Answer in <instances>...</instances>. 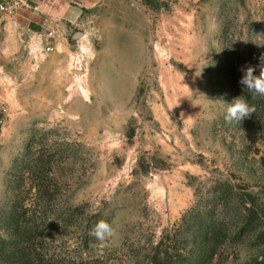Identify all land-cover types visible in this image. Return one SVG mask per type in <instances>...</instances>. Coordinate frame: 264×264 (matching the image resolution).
Here are the masks:
<instances>
[{
  "label": "rangeland",
  "instance_id": "rangeland-1",
  "mask_svg": "<svg viewBox=\"0 0 264 264\" xmlns=\"http://www.w3.org/2000/svg\"><path fill=\"white\" fill-rule=\"evenodd\" d=\"M50 33L0 51V217L33 145L58 155L61 213L40 243L54 264H149L179 227L193 257L201 218L240 234L207 264H264V112L224 119L229 61L259 75L264 0H109ZM101 220L104 240L89 235Z\"/></svg>",
  "mask_w": 264,
  "mask_h": 264
},
{
  "label": "trees",
  "instance_id": "trees-1",
  "mask_svg": "<svg viewBox=\"0 0 264 264\" xmlns=\"http://www.w3.org/2000/svg\"><path fill=\"white\" fill-rule=\"evenodd\" d=\"M254 67V66H253ZM229 74L235 98L244 96L250 99V105H255L256 112H264V97L252 98L239 80L242 76V68L231 59L228 64ZM254 74H256V67ZM58 155L51 151H38L31 146L27 154L16 164L15 174L10 180V189L15 199L11 206V212L0 217V264H54L52 258L45 253L40 245L46 238L45 231L48 223L55 220V216L61 213L58 203V179L54 168ZM73 212L81 207L72 206ZM250 207L243 208L235 217H247L249 220ZM64 221H73L75 215L64 214ZM200 227V251L196 256H189L184 248L172 245L178 239V233L183 229L179 227L172 236L162 238L152 246L149 253V264H207L215 261L221 254V249L229 239H237L236 231L225 224V220H206ZM244 220V218H243ZM75 222V221H74ZM243 228L255 233L259 229V223H250ZM4 232L8 233L7 238ZM40 245V246H39Z\"/></svg>",
  "mask_w": 264,
  "mask_h": 264
},
{
  "label": "crops",
  "instance_id": "crops-1",
  "mask_svg": "<svg viewBox=\"0 0 264 264\" xmlns=\"http://www.w3.org/2000/svg\"><path fill=\"white\" fill-rule=\"evenodd\" d=\"M7 1L10 0H0V3L6 4ZM11 1L14 3V9L0 11V51L2 52L20 51L24 36H32L34 33L51 32L54 35L64 32L67 26L79 22L85 12L109 2V0ZM12 44L17 47H11Z\"/></svg>",
  "mask_w": 264,
  "mask_h": 264
},
{
  "label": "clouds",
  "instance_id": "clouds-1",
  "mask_svg": "<svg viewBox=\"0 0 264 264\" xmlns=\"http://www.w3.org/2000/svg\"><path fill=\"white\" fill-rule=\"evenodd\" d=\"M242 76L239 80L241 84L249 93L252 98L264 97V57L261 58L259 75H255V68L247 66L241 68ZM227 111L224 117L225 122L231 124L233 122L239 123L245 118L250 117L252 113L256 112L255 105H250L244 96L234 98L231 104H227ZM114 234V229L106 221H98L94 228L90 230L89 235L98 240H104Z\"/></svg>",
  "mask_w": 264,
  "mask_h": 264
},
{
  "label": "built area",
  "instance_id": "built-area-1",
  "mask_svg": "<svg viewBox=\"0 0 264 264\" xmlns=\"http://www.w3.org/2000/svg\"><path fill=\"white\" fill-rule=\"evenodd\" d=\"M6 10V4L5 3H0V11ZM49 36H52V33H50Z\"/></svg>",
  "mask_w": 264,
  "mask_h": 264
},
{
  "label": "water",
  "instance_id": "water-1",
  "mask_svg": "<svg viewBox=\"0 0 264 264\" xmlns=\"http://www.w3.org/2000/svg\"><path fill=\"white\" fill-rule=\"evenodd\" d=\"M79 35H80V34H76L75 37L77 38V37H79Z\"/></svg>",
  "mask_w": 264,
  "mask_h": 264
}]
</instances>
